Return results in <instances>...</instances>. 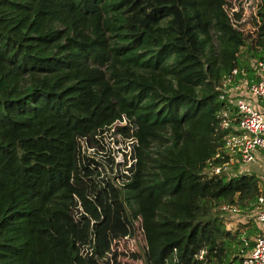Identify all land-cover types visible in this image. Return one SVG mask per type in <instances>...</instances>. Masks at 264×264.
Instances as JSON below:
<instances>
[{
    "label": "trees",
    "instance_id": "16d2710c",
    "mask_svg": "<svg viewBox=\"0 0 264 264\" xmlns=\"http://www.w3.org/2000/svg\"><path fill=\"white\" fill-rule=\"evenodd\" d=\"M256 11L252 34L224 0H0V264H125L112 241L136 220L143 264H239L257 225L219 206L250 214L264 184L212 170L222 113L237 122L228 87L264 60ZM122 119L135 163L92 192L78 140Z\"/></svg>",
    "mask_w": 264,
    "mask_h": 264
},
{
    "label": "rangeland",
    "instance_id": "374dc122",
    "mask_svg": "<svg viewBox=\"0 0 264 264\" xmlns=\"http://www.w3.org/2000/svg\"><path fill=\"white\" fill-rule=\"evenodd\" d=\"M258 0H224V4L227 7V11L232 16L233 21L237 24L244 33H255V17ZM260 103V102H259ZM126 124L125 119L116 121L108 128H104L102 131H98L96 138L98 143L94 144H80L81 140H78V153L82 163L88 162L92 171L90 175L81 171L82 179L90 187L93 192V186H102L107 179L112 186H120L124 174L130 172L129 167L132 166L135 161L131 155L135 140L132 136L127 135L124 131L126 128H121L120 125ZM131 130V129H130ZM80 144V146H79ZM223 151V150H222ZM264 150L261 151V153ZM229 164L225 172H234L235 163L238 164L237 170L251 171L258 175L260 185L264 184V168H259L260 154H258L255 162L248 163L246 165L240 164L236 161L235 156L230 157ZM258 160V161H257ZM264 162V159L262 160ZM81 163V164H82ZM206 172L211 173V168H207ZM123 174V175H122ZM91 194V193H90ZM228 212L223 215L225 221H232L231 227L236 226L240 222V218L246 213L245 210L240 209L237 212ZM144 240L141 234V227L139 220L135 221V232L132 236H124L112 241V249L119 252L117 260L125 264H143L142 259L139 256H134V253H141Z\"/></svg>",
    "mask_w": 264,
    "mask_h": 264
},
{
    "label": "built area",
    "instance_id": "2783aa9c",
    "mask_svg": "<svg viewBox=\"0 0 264 264\" xmlns=\"http://www.w3.org/2000/svg\"><path fill=\"white\" fill-rule=\"evenodd\" d=\"M224 8L227 10L225 4ZM228 15L232 23L235 24L229 12ZM256 66L259 76L257 79L251 82L241 80L228 87L229 90L243 88L245 92H233V96L230 97V101L235 105L237 112L236 124L230 125L231 117L227 110L221 115L222 120L220 125L223 127L231 126L233 128V131L224 137L223 152L227 156L229 155V157L221 166H215L212 172L227 169L231 156H235L236 161L242 165L255 162L258 151L264 149V105H261V103L264 104V60H257ZM220 153L218 152L216 155ZM256 203L255 210L249 216L253 217L258 231L253 237L251 247L243 254L239 264H264V190L258 195ZM219 208L230 212H237L239 210L233 204H223ZM203 252V249L200 250L197 256L201 257Z\"/></svg>",
    "mask_w": 264,
    "mask_h": 264
},
{
    "label": "crops",
    "instance_id": "0c3cea01",
    "mask_svg": "<svg viewBox=\"0 0 264 264\" xmlns=\"http://www.w3.org/2000/svg\"><path fill=\"white\" fill-rule=\"evenodd\" d=\"M234 91H235V93H243V92H245L244 90H243V88H237V89H233ZM254 100H255V98H253ZM262 150H264V149H261V150H259L258 151V154H260V157H261V160H260V165L261 166H257V167H259V168H264V162H262V160L264 159V151L261 153V151ZM258 156V155H257ZM258 161V160H257ZM239 172H241L240 170H239ZM245 172H248V171H245ZM261 186V185H260ZM244 216H242V218H240L239 220H240V222H242V223H240V224H238V225H236V226H233V227H231L230 226V224L232 223V221H226V225H227V227H230V228H232V229H235V228H237V227H239L240 226V228H241V230H243V227H242V225H244L247 221H248V217H249V213H245V214H243ZM248 224V223H247ZM251 225H253V224H251ZM250 225V226H251ZM250 226H248V227H250ZM251 228H253V227H251ZM256 233H257V231H255V229H253V235L252 236H250V238L253 240V237L256 235Z\"/></svg>",
    "mask_w": 264,
    "mask_h": 264
}]
</instances>
